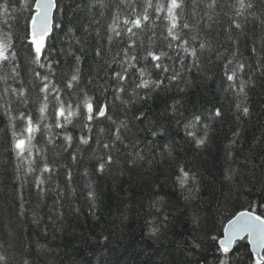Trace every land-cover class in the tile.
Segmentation results:
<instances>
[{
  "label": "snow or ice",
  "instance_id": "1",
  "mask_svg": "<svg viewBox=\"0 0 264 264\" xmlns=\"http://www.w3.org/2000/svg\"><path fill=\"white\" fill-rule=\"evenodd\" d=\"M110 5V22L103 27L95 18L87 25L80 18H74L76 25L57 22L59 0H0V14L6 17L0 24V123L5 125L0 132L12 165L11 179L18 182L10 186V198L20 201L15 211L0 212L25 216L30 211L31 222L39 225L40 210L51 196L47 219L53 225L65 218L66 211L79 213L80 206L69 198L78 191L76 169L89 162H94L93 167H83L79 176L89 178L84 187L93 216L98 207L91 179L95 174L121 176L145 165L151 171L154 165L169 161L172 172L165 182L170 180L182 193L186 191L185 202L197 200L198 170L177 157L181 142L169 124L182 131L183 143L200 150L210 144L214 124L223 123L229 111L241 123L253 115L248 93L264 86V34L253 36L250 45L245 43L247 56L239 37L250 19L258 21L264 33V0H87L77 10L82 7L95 17L94 9H100L103 18ZM221 16L228 21L223 31L231 50L210 35L214 25L219 31ZM158 22L164 24L159 35ZM93 32L96 43L90 45ZM147 32L151 35L146 44ZM62 39L68 40L66 48L59 46ZM210 68L214 69L211 74ZM193 72L202 75L205 83L216 79L220 100L230 98L228 109L219 102L197 106L185 98L193 86ZM173 89L184 95L166 104L161 115H167V121L153 119L138 107ZM260 130L253 147L264 141V125ZM240 135V130L234 131L225 150L230 163L223 180L230 191L216 209L221 227H216V220L210 226L202 224L201 216L193 212V234L187 248H182L186 255L182 264H192L187 257L197 253L203 264H264V211H260L264 208V156L251 168H247L248 159L238 168L232 166L238 160L233 149L240 148ZM246 168L252 186L245 183L243 187L249 194L259 193V200L247 201L236 211L231 207V190H239L236 178L245 179ZM25 187L31 199L25 198ZM28 204L33 206L27 208ZM157 205L168 206L163 196L152 201L159 212ZM43 231L47 233L48 227ZM159 232L158 227L149 228L151 236ZM27 247L20 264H37L40 255L52 252L38 241L35 255L31 244ZM242 249L246 258L240 255ZM161 261L167 264L166 257ZM0 264H12L4 251H0Z\"/></svg>",
  "mask_w": 264,
  "mask_h": 264
},
{
  "label": "trees",
  "instance_id": "2",
  "mask_svg": "<svg viewBox=\"0 0 264 264\" xmlns=\"http://www.w3.org/2000/svg\"><path fill=\"white\" fill-rule=\"evenodd\" d=\"M86 2L87 0H59L61 11L55 13L57 22L63 21L65 25L71 22L76 25L74 18H80V23L87 25L95 18L100 20L101 26L106 27L110 22L111 5L105 11L103 18L99 16L100 9H94L96 15L92 17L87 15L82 7L77 10L78 4L83 5ZM224 11L231 14L227 7ZM23 15L27 16L28 12L25 11ZM5 19L6 17L0 14V24ZM220 19L222 23L219 31L214 25L210 35L231 50V43L226 40L223 31L228 23L227 18L221 16ZM20 23L23 25V19ZM163 31V22H158L157 35ZM58 34L60 37L64 36L62 32L58 31ZM77 34L82 35L79 31ZM260 34L264 33L260 32L258 21L250 19L245 26L244 35L239 37L241 51L245 56L248 55L244 49L245 43L250 45L252 37ZM148 35L151 33L144 34L146 44ZM233 35L237 33L233 32ZM88 43L90 45L96 43L94 32ZM158 43L161 42L158 41ZM67 45V39L60 41L59 46L66 48ZM213 70L210 68L209 74ZM190 78L193 80V86L188 89L185 98L191 104L208 106L209 102H219L228 109L230 98L220 100L215 78L205 83L204 77L196 76L194 72ZM183 95L173 89L170 93L154 96L152 100L138 107H141L153 119L164 122L169 119L167 115H161L166 104H170L173 97L181 99ZM248 104L253 115L250 118H243L241 123L235 120V112L229 111L223 123L214 124L215 131L211 134V142L204 149L195 150L194 145L183 143L182 131H178L174 123L169 124L175 139L181 142L176 153L177 157L194 171L198 170L201 190L197 200L185 202L183 196L188 193L186 191L182 193L170 180L165 182V177L172 172V168L169 167L172 161H169L154 165L151 171H148L145 165L134 171H125V174L121 176L95 174L91 179L96 187L98 207L93 216L89 211L90 202L87 199V189L84 187L89 178L79 176L83 167L89 169L93 167L94 162H89L76 169L78 191L76 197L69 198L80 206L81 211L79 213L66 211L65 218L53 225L47 219L48 205L52 201L50 196L40 210L42 220L39 225L31 222L30 211H27L25 216L15 214L9 216L7 213L0 212V251H4L12 259V264H20L22 257L28 251L29 244L35 255L38 241L52 249V252L40 255L37 264H48L49 260L53 261V264H162L161 257L167 258V264H182L186 259L182 248H187L190 244L189 237L193 234L191 224L193 212H198L202 224L210 226L213 220H216V227H221L216 209L219 207L218 202L223 203L224 197L230 191L223 176L225 168L230 163L226 158L225 150L233 139V132L240 130L241 135L238 138L240 148L233 149L238 160L232 166L238 168L243 165L245 159H248L250 162L247 168H251L253 164L259 165L260 157L264 156V141L253 147V140L261 136L260 129L264 125V86L258 85L249 91ZM4 126L0 123V129ZM5 147L3 133L0 132V210L15 211L20 201L11 200L10 186L18 182L11 179L12 165L4 151ZM250 148L251 151H249ZM157 160H159L158 156ZM247 168L244 172L245 179H241L240 176L236 178L240 184L239 190H231L233 197L231 207L236 211L242 210L241 204L247 206V201L259 200V193L253 190L249 194L243 187L245 183L252 186L251 177L247 175ZM117 171L118 169L114 168L112 173ZM259 172L260 169L257 168L258 175ZM153 185H160V187H153ZM23 193L26 199H31L27 187ZM156 196H163L168 205L167 207L157 205L160 208L159 212L151 206ZM32 206V204L26 205L27 208ZM260 211H264V208ZM165 216H168L167 220L164 219ZM153 217H155L154 221ZM149 221L153 222L150 224ZM45 226L48 227L47 233L43 231ZM150 227H158L160 232L156 236H151L149 235ZM104 237L108 239L105 240ZM240 255L246 258L247 252L242 249ZM207 257L211 259L210 250ZM187 259H190L192 264H203V257L199 253Z\"/></svg>",
  "mask_w": 264,
  "mask_h": 264
}]
</instances>
